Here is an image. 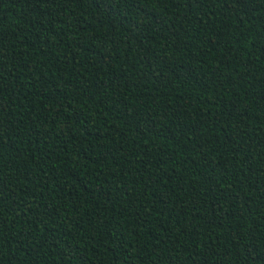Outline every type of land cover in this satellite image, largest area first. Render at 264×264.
Masks as SVG:
<instances>
[{
	"label": "trees",
	"instance_id": "obj_1",
	"mask_svg": "<svg viewBox=\"0 0 264 264\" xmlns=\"http://www.w3.org/2000/svg\"><path fill=\"white\" fill-rule=\"evenodd\" d=\"M0 264H264V0H0Z\"/></svg>",
	"mask_w": 264,
	"mask_h": 264
},
{
	"label": "snow or ice",
	"instance_id": "obj_2",
	"mask_svg": "<svg viewBox=\"0 0 264 264\" xmlns=\"http://www.w3.org/2000/svg\"><path fill=\"white\" fill-rule=\"evenodd\" d=\"M249 254H250V255H254V254H255L254 250L250 251Z\"/></svg>",
	"mask_w": 264,
	"mask_h": 264
}]
</instances>
